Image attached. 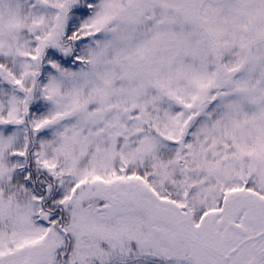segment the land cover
<instances>
[{
  "label": "snow or ice",
  "instance_id": "6c2138e0",
  "mask_svg": "<svg viewBox=\"0 0 264 264\" xmlns=\"http://www.w3.org/2000/svg\"><path fill=\"white\" fill-rule=\"evenodd\" d=\"M0 264H264V0H0Z\"/></svg>",
  "mask_w": 264,
  "mask_h": 264
}]
</instances>
